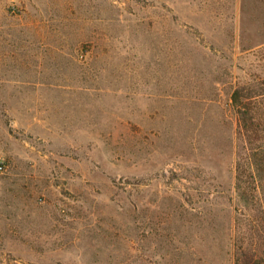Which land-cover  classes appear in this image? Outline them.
<instances>
[{
	"label": "rangeland",
	"instance_id": "1",
	"mask_svg": "<svg viewBox=\"0 0 264 264\" xmlns=\"http://www.w3.org/2000/svg\"><path fill=\"white\" fill-rule=\"evenodd\" d=\"M248 105L264 0H0V264L264 261Z\"/></svg>",
	"mask_w": 264,
	"mask_h": 264
},
{
	"label": "trees",
	"instance_id": "2",
	"mask_svg": "<svg viewBox=\"0 0 264 264\" xmlns=\"http://www.w3.org/2000/svg\"><path fill=\"white\" fill-rule=\"evenodd\" d=\"M243 95L242 91L237 89L233 93V101L238 105L240 108L243 103H242ZM248 108L246 109V106H243V109L246 110H240L239 114V129L242 127V120H243V125L246 126V116L248 119L251 121V125L254 127V129L258 131H264L263 129L258 128L261 124L254 123L255 116H251L250 112H253V108L251 106H247ZM240 135V134H239ZM239 140L243 143L244 138H242V135L239 136ZM254 140L257 141H262L261 144H259L258 148L264 146V137H259L258 135L255 136ZM243 147V146H242ZM244 149V148H243ZM236 188L238 190L239 198L244 200V198L250 197V201H255L256 203L260 201V196L261 194L259 193L260 188L258 186L262 185L261 182L257 183V180L262 178V174L264 173V151L256 150L253 149L251 152L242 153L238 152L237 154V161H236ZM247 173L246 177L250 182H252V187H250L249 190L247 188H244V177L245 174ZM259 177V178H258ZM257 213H259V209H256ZM257 219V218H256ZM258 220H256V223ZM254 224V223H253ZM254 227H257V224L254 225ZM245 252L238 253L237 252V257H236V264H264L263 258L258 254H244Z\"/></svg>",
	"mask_w": 264,
	"mask_h": 264
}]
</instances>
